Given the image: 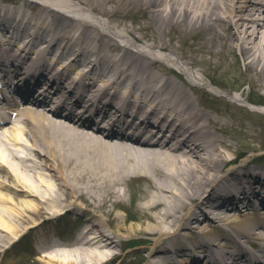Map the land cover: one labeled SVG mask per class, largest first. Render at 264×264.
I'll return each instance as SVG.
<instances>
[{"label":"bare ground","instance_id":"bare-ground-1","mask_svg":"<svg viewBox=\"0 0 264 264\" xmlns=\"http://www.w3.org/2000/svg\"><path fill=\"white\" fill-rule=\"evenodd\" d=\"M43 1L109 20L72 24ZM12 2H0V83L24 82L29 100L13 102L15 121L12 112L0 127V249L25 224L37 229L66 211L97 235L47 240L53 264H74L71 255L108 264L127 243L140 245L142 264H264L248 246L264 243V217L240 213L255 192L264 206V159L230 163L239 148L229 137L246 147L238 154L257 147L254 119L237 124L229 103L207 104L201 88L221 91V76L244 61L249 89L226 95L264 90V0ZM136 29L167 53L135 54L101 32L134 44ZM108 57L115 67L101 66Z\"/></svg>","mask_w":264,"mask_h":264},{"label":"rangeland","instance_id":"rangeland-1","mask_svg":"<svg viewBox=\"0 0 264 264\" xmlns=\"http://www.w3.org/2000/svg\"><path fill=\"white\" fill-rule=\"evenodd\" d=\"M11 1L13 0H2V1L0 0L1 6L8 7ZM50 2L51 1H48L47 3L45 2L43 3L49 9L48 11L50 13H53V15L55 16L64 17L66 20L69 19L70 23L72 24H79L80 26L85 25L84 22L86 20L83 19L84 16L89 17L91 21L97 22V23L99 22L95 20L96 18H100V19L107 18L106 16L100 14L95 9H94L95 11H93L90 7H86L89 14L80 15V13H78L75 10H78V11L84 10L82 6H73V9L69 8L71 10H67V9L64 10V8L56 6L53 4V2L51 3ZM27 11H30V10L27 9ZM91 21L90 22L87 21V22L92 25ZM92 26H88V27L89 28L91 27V30H92ZM117 30L122 31V28L117 27ZM101 32L104 33L105 37L109 40V42L111 43L119 42V44L121 45L123 49L133 52L135 54L140 53L142 50H146L147 52H150L151 56H154L153 54H151L153 52H156V53L160 52L163 55L167 53V52L159 50V48H154V46L151 45V41L143 35V32L140 29L135 30L134 34H135L136 42H134V44H129V43L125 44V42H123L122 37H119L118 34L111 33L107 30H101ZM182 49L186 52H190L192 50V44L191 45L184 44L182 45ZM115 52H118V51H115ZM175 53H180V52L176 51ZM100 62H101V66L107 67L108 69H110V67H115L117 64V61H114L112 58H109V57L101 58ZM165 63H167L168 65H171L173 69L177 71L178 68L173 64V62H170L169 59H165ZM200 72L202 71L200 70ZM244 73H245L244 61H239L238 63L231 66L228 72L224 73L221 76V80H220L221 84H215L221 89V91H214L211 87H204V85L201 86V88H203L206 91V93L202 95L203 97L202 99L207 104H210V103L220 104L222 100L229 103L230 111H234L232 114L230 113V119H232V121H235L238 124V122L241 121V119H243L245 122L250 123V121L254 119L255 124L254 122L253 124L255 126L253 127L254 131L252 132H255L256 134L259 135L257 140L254 141V144H256L257 147L251 151L242 152L240 155L242 154L243 155L245 154V155L239 161V163L243 161L244 159H256L260 157L261 159H264V112H261L264 109V105L256 104V103L251 104L248 101V100H251L253 102H259V101H262V99L264 100V90L258 89L257 91H253L249 95L248 99L244 98L245 100L243 99L234 100L226 95V92L232 94V93L240 92L241 90H244V89L246 90L249 89V83L243 82ZM196 86H199V85H196ZM218 98L221 100H217ZM219 117L226 119L223 116H219ZM249 125L250 124H247V126ZM240 134L241 133H239V135ZM242 136H243V133L240 135V137L242 138ZM229 139L236 148H239L241 150L242 148H246L245 146L239 145L240 141L237 138L229 137ZM239 149L235 153H231V155L233 157L239 156L238 154L240 153ZM23 154L30 156L27 153H23ZM260 164H263V163H260ZM231 168H234V166ZM44 178L48 181L47 179L48 177L44 176ZM0 179H2L1 176H0ZM240 213L245 214V216H250L248 212L246 211L244 212V210L241 211ZM79 215L80 214L78 213L72 214L70 212L63 218H59L58 216L53 215V218L51 221L49 222L47 221L44 225H42L41 227L37 229L29 228V224L28 225L25 224L23 227V234H22L23 237L20 241L15 243L14 242L15 239L13 237L11 239L8 238L7 241H4L2 243V246L0 249V264H53V261H51L48 257V256L53 255V249L45 247L47 240L55 239V240L62 241V243H66L67 242L66 240L69 237H71L73 232L77 230L78 228H80L78 226L79 224L73 222V220H75L76 217H79ZM259 217H261V215H259ZM110 233L114 235V233H112L111 231ZM138 246L140 245L136 243L135 247H132L128 250H120L119 247L112 248L111 252H115V251L122 252L123 251V255H124V256H121L115 264H119V263L120 264H142L143 263L141 259L142 251H140V248ZM129 251H132V252L129 253ZM45 255H48V256H45ZM62 257L64 256H61V257L59 256V258H62ZM76 257L77 256H74V255L67 256V258L77 259V260H74L75 261L74 264H88L90 262V260L87 258L84 259V257L82 258L79 257L78 259ZM97 261L99 260H96V259L92 260V262L94 263H97ZM55 262H59V261H55Z\"/></svg>","mask_w":264,"mask_h":264}]
</instances>
